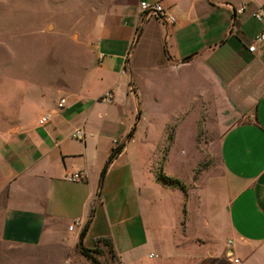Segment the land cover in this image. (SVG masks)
Returning a JSON list of instances; mask_svg holds the SVG:
<instances>
[{"label": "crops", "instance_id": "0c3cea01", "mask_svg": "<svg viewBox=\"0 0 264 264\" xmlns=\"http://www.w3.org/2000/svg\"><path fill=\"white\" fill-rule=\"evenodd\" d=\"M141 1L117 0L93 23L89 39L96 56L91 54L78 86L56 83L45 91L67 90V96L53 104L43 101V112L32 121L24 109L14 116L4 113L0 238L13 245L74 247L90 221L83 245L94 248L99 239H110L117 264H151L144 261L147 256L160 259L153 264H240L236 250L246 261L262 259L264 43L254 52L249 46L263 29L254 13L264 12V0H147L161 2L175 18L172 23L143 14ZM241 6L245 10L239 13ZM145 64L149 73H171L176 66V78L195 75L199 96L216 89L226 104L223 118L238 120L220 142L226 201L210 215L187 205L184 224V198L157 185L141 154L146 145H139L136 132L128 138L142 113L134 71ZM106 93L112 101L102 99ZM61 99L65 103L59 107ZM80 128L87 133L84 139L73 136ZM115 142L124 148L100 183ZM80 171L84 180L67 179ZM164 197L159 207L156 201L163 203ZM74 220L78 224L70 231ZM220 235L229 239L225 246L218 244Z\"/></svg>", "mask_w": 264, "mask_h": 264}, {"label": "rangeland", "instance_id": "374dc122", "mask_svg": "<svg viewBox=\"0 0 264 264\" xmlns=\"http://www.w3.org/2000/svg\"><path fill=\"white\" fill-rule=\"evenodd\" d=\"M115 2L0 0V125L7 118L4 113L14 116L21 109L32 121L43 112V101L53 104L55 98L70 93L67 90L45 93L50 84L66 82L70 87L78 86L97 50L89 39L93 23ZM169 69L171 73L169 70L149 73L145 64L134 71L142 113L132 135L136 132L139 145L143 142L146 145L141 154L148 171L155 175V182L163 187L160 189L184 198V220H181L184 224L187 205L210 215L219 202L226 201L228 178L220 158V142L225 130L238 120L223 118L226 104L216 89H205L199 96L202 89L199 78L196 80L192 74L176 78L173 74L177 73V67ZM159 173L178 179L183 188L163 184ZM173 200L168 198L170 203ZM166 201L164 197L163 203L158 199L156 203L164 207ZM228 240L222 235L217 238L220 246H225ZM214 246L211 243V248ZM101 250L103 253L94 254L101 264H117L106 247L101 246ZM235 257L240 264H264V256L246 261L241 250H236ZM144 261L153 264L160 259L147 256ZM0 264L93 262L81 254L77 245L55 242L13 245L0 238Z\"/></svg>", "mask_w": 264, "mask_h": 264}, {"label": "built area", "instance_id": "2783aa9c", "mask_svg": "<svg viewBox=\"0 0 264 264\" xmlns=\"http://www.w3.org/2000/svg\"><path fill=\"white\" fill-rule=\"evenodd\" d=\"M139 8L141 12L148 17H154L162 22H174L175 18L168 12V10L162 5L161 2L158 1H141L139 3ZM245 6H241L238 9V12H244ZM254 17L263 24L262 31L253 39L252 44L249 46V50L254 52L257 48V45L264 43V12L262 10H258L254 13ZM103 100L105 101H112V96L110 93H106L103 97ZM65 103V99H61L58 103L59 107H62ZM49 119V115H44L39 120L40 124H45ZM87 133L82 129H77L74 133V137L84 139L86 137ZM92 135V134H91ZM118 143L115 142V145ZM86 177V174L84 171L73 173L71 176H69L67 179L70 181H82ZM78 224L77 220H74L72 224L69 226V230H74V227ZM152 256V255H151ZM235 262H238V259H235Z\"/></svg>", "mask_w": 264, "mask_h": 264}, {"label": "trees", "instance_id": "16d2710c", "mask_svg": "<svg viewBox=\"0 0 264 264\" xmlns=\"http://www.w3.org/2000/svg\"><path fill=\"white\" fill-rule=\"evenodd\" d=\"M132 132L133 131H131V133L128 135V138H130L132 136ZM124 145H125L124 143L117 144L114 148L111 149V152L108 156V159H107V161H106V163H105V165L102 168L101 173H100V183H102V180H103L105 173H106L108 167L110 166V164L122 152ZM158 178L165 185L180 186L181 188H183V185L180 184L178 179L166 176L163 173H159ZM89 224H90V221H88V223L82 228V230L80 231V234H79V240L77 243V248L79 249L81 254L84 257H86L88 260L93 262V264H101V262L97 259V257L94 254L103 253L101 250V246H102V247H106L110 256L116 260L117 256L115 254L114 245H113L112 241L108 238L99 239L96 242L94 248H87L83 245V240H84L86 233L88 231Z\"/></svg>", "mask_w": 264, "mask_h": 264}, {"label": "water", "instance_id": "95a60500", "mask_svg": "<svg viewBox=\"0 0 264 264\" xmlns=\"http://www.w3.org/2000/svg\"><path fill=\"white\" fill-rule=\"evenodd\" d=\"M230 253H231V251H230ZM230 253H229V254H230Z\"/></svg>", "mask_w": 264, "mask_h": 264}]
</instances>
